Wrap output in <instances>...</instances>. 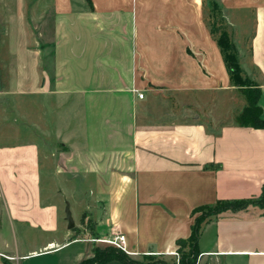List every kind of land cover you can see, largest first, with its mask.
<instances>
[{"label":"crops","instance_id":"crops-1","mask_svg":"<svg viewBox=\"0 0 264 264\" xmlns=\"http://www.w3.org/2000/svg\"><path fill=\"white\" fill-rule=\"evenodd\" d=\"M51 2L53 74L40 71L35 52L20 48L14 78L7 73L0 86V96L39 100L24 112L12 104L26 121L13 118L7 144L14 146V175L30 187L14 181L3 190L16 241H27L24 228L31 227L35 244L2 247L0 259L80 264L93 255L92 239L117 234L125 235L130 254H172L190 236L196 207L262 194L264 128L236 121L247 102L236 103L242 94L230 82L204 0ZM230 7L254 13L249 50L237 48L262 90L264 116V0H232ZM1 154L5 179L11 171ZM43 175L59 176L61 185L43 188ZM70 199L73 228L64 214ZM80 215L92 232L81 231ZM199 245L200 258L217 264H264L263 210L223 212L204 223Z\"/></svg>","mask_w":264,"mask_h":264},{"label":"rangeland","instance_id":"rangeland-1","mask_svg":"<svg viewBox=\"0 0 264 264\" xmlns=\"http://www.w3.org/2000/svg\"><path fill=\"white\" fill-rule=\"evenodd\" d=\"M231 4L232 0H204V17L206 18L208 27H213L220 33L222 31H226L231 36L233 41H235L237 47L242 49V52H245V49L249 50L248 44L250 39L253 37L252 35L255 30L254 13L251 11H240L233 9L230 10L229 8H231ZM53 38L54 13L51 0H0V86H6L5 78L7 73L10 74L9 78H14L13 76L14 71L17 67L16 61L18 57V51L20 52V48L24 49L27 47L31 49V51L35 52L36 56L39 58L40 71L42 73L46 72L47 74L52 75L54 59ZM19 54L21 57L22 52ZM242 58L245 63L247 56H242ZM136 93L138 95V92ZM141 93L144 92L142 91ZM238 97H240L238 98L240 100H236L237 104L241 103V101L246 102V98L243 95L238 94ZM0 99V152L5 159L3 169L11 171L10 177H5V179L0 177V248H4L5 246L7 247V245L14 246L16 242H18L19 245L28 247V243L35 244L37 232L31 227H25L24 231L26 236L28 237V242L24 241L23 239H17L18 241H16L14 235V227L10 223V218L8 216L9 207L11 206L10 197L9 195L5 194L3 190L8 187L10 182L14 181L19 185V189L30 187L24 177H20L19 179L14 175V165L13 163H11L12 159L9 156V151L13 149L14 146L10 147L9 145L7 146V144L11 142L9 136L11 133L9 131L13 128V118H17L18 123H24L26 121L23 114L18 115L17 113L12 111V104L15 107L18 103L20 105L19 109L24 112L27 106H30L33 103L37 104L39 100L33 96L11 94L1 95ZM14 99H16V101ZM232 104L233 101L228 103L229 106H231ZM201 114L202 118L205 120V114ZM21 131L23 133H26L27 129L23 127ZM38 140L41 142L42 137H38ZM22 164L24 165L23 169L26 170V165L24 163ZM63 177L64 176H61V178ZM28 178L29 177L27 176L26 179ZM59 181L60 177L57 175H53V178H49L46 175H43L42 186L43 188H51L52 186H56L57 183L61 185ZM19 197H24V202L27 201V197L25 195H19ZM71 201L72 199H70V202H67L64 206V214L66 220V209L67 206L71 204ZM214 203L215 202L206 205H213ZM250 206H256L257 209H261V207L256 204H252ZM200 213L201 212L193 213V222L195 216L200 215ZM74 214H76L75 209ZM220 214L208 215V218H206L202 223V227L204 223L208 221H215V219ZM80 219L81 224L79 228L81 229V231L83 230L86 233L90 231L92 232L93 227L91 223L85 222L84 224L85 220L81 215ZM88 244L92 245V243ZM86 245L87 243L85 244V246ZM93 245L105 247L106 243H103L102 245L95 243ZM78 246L80 245L75 244L73 247L71 246L69 248H66L62 253L72 251V249H76ZM178 249L180 251H189V243L181 242L180 244H177V253L175 254H160L151 257H146L143 254L130 255L133 259L141 261L143 264H154L156 262H159L160 260H165L167 262L175 261L176 263H178L180 257ZM205 257L200 258L199 256V262L201 264H217V261L215 259V261H212V259L210 260L209 258H207V256ZM7 261L9 260L3 257L0 259V262H3V264H7Z\"/></svg>","mask_w":264,"mask_h":264},{"label":"trees","instance_id":"trees-1","mask_svg":"<svg viewBox=\"0 0 264 264\" xmlns=\"http://www.w3.org/2000/svg\"><path fill=\"white\" fill-rule=\"evenodd\" d=\"M209 29L223 54L231 84L246 98V106L236 116L237 123L241 126L264 128L263 110L260 105L262 92L260 86L246 74L241 66L238 48L231 36L226 31L220 33L213 27H209ZM53 45L55 46L54 43ZM252 204L260 206L264 212V190L262 194L256 198L217 200L213 205H201L196 207L192 214L196 212L201 213L194 218L190 236L177 241V244L181 242L189 243V251H180L178 249L180 255L178 263L175 261L167 262L165 260H160L154 264H201L198 259L201 255L199 240L202 231V223L208 218V215L220 214L226 211L236 212L247 209ZM145 256L151 257L155 255L149 254ZM114 260L120 261L123 264H143L141 261L133 259L129 253L113 245H105V247L95 246L93 255L84 259L80 264H107Z\"/></svg>","mask_w":264,"mask_h":264},{"label":"built area","instance_id":"built-area-1","mask_svg":"<svg viewBox=\"0 0 264 264\" xmlns=\"http://www.w3.org/2000/svg\"><path fill=\"white\" fill-rule=\"evenodd\" d=\"M135 92H138V95L140 98H144V93H141L142 91L135 90ZM92 240L96 243H106V245H113V246H116V247L124 250L125 252H127L129 254L131 253V251L128 250L126 237L123 234H117V235L110 237V238H95ZM171 253L175 254L177 252L173 251Z\"/></svg>","mask_w":264,"mask_h":264},{"label":"water","instance_id":"water-1","mask_svg":"<svg viewBox=\"0 0 264 264\" xmlns=\"http://www.w3.org/2000/svg\"><path fill=\"white\" fill-rule=\"evenodd\" d=\"M66 211H67V220L69 221V228H73L74 227V218L72 215L70 205L67 206Z\"/></svg>","mask_w":264,"mask_h":264}]
</instances>
